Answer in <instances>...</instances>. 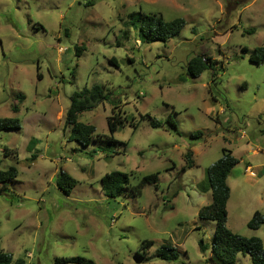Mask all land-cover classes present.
<instances>
[{
  "label": "rangeland",
  "instance_id": "374dc122",
  "mask_svg": "<svg viewBox=\"0 0 264 264\" xmlns=\"http://www.w3.org/2000/svg\"><path fill=\"white\" fill-rule=\"evenodd\" d=\"M153 13L185 25L166 42L143 39L140 18ZM259 47L264 0H0V119H18L0 130V170L17 169L0 186V250L20 264H213L198 241L211 244L215 223L198 211L211 202L205 170L222 148L238 160L226 226L264 247V223L247 226L255 211L264 216V60L249 59ZM195 55L211 64L192 78ZM94 84L107 98L77 121L105 136L118 115L123 146H82L65 125L73 94ZM60 169L77 180L69 195ZM114 170L129 185L107 198L100 177ZM156 172L157 186L137 187ZM143 240L153 241L145 254ZM164 244L175 261L156 256ZM235 264L252 263L238 254Z\"/></svg>",
  "mask_w": 264,
  "mask_h": 264
},
{
  "label": "trees",
  "instance_id": "16d2710c",
  "mask_svg": "<svg viewBox=\"0 0 264 264\" xmlns=\"http://www.w3.org/2000/svg\"><path fill=\"white\" fill-rule=\"evenodd\" d=\"M134 13L130 14L133 18ZM142 25L140 27L139 35L146 40H158L166 42L171 37L177 35L185 25L183 18H174L172 20H164L160 14H145L141 18ZM245 50V49H244ZM250 61L260 63L264 60V47L256 48L249 56ZM211 64L210 57L202 55L192 56L187 61V74L195 78L201 74ZM108 93H105V87L102 84H94L90 88H84L79 92H75L71 97L70 107L66 113L65 125L70 126L71 134L75 140L82 146H88L90 143L100 141L101 144L105 141L102 149H106L111 144L123 146L124 143L118 141L114 137V132L117 125L122 123L120 117L112 114L106 118L108 135H96L95 127L92 124L77 121V117L83 111L92 109L102 100L107 98ZM143 118H148L152 127H160L161 121L152 119L149 115H144ZM17 118H3L0 119V130L11 129L13 126L18 128ZM174 127V125H172ZM264 132V130H263ZM96 138H101L96 140ZM109 150V149H108ZM107 152V150H106ZM113 153L116 151L113 150ZM191 151L188 150L185 154V161L188 167L192 166ZM238 160L233 156L231 150L222 148L221 156L215 160L205 170L206 178L211 189V202L202 206L198 211L200 219L214 221V235L211 244H207L200 238L198 241L199 249L204 252L210 250V261L213 264H235L237 255H248L252 264H264V247L262 241L257 236L244 237L232 232L226 226L227 209L226 204L230 194V188L227 184V177L229 176L233 167ZM17 176V169L10 166L6 170H0V186L6 187V183L14 180ZM158 173H151L144 175L137 187L140 189L145 184H152L157 186ZM56 184L60 190L66 195H69L71 189L77 184V180L69 173L60 169ZM129 185V177L126 172L111 171L105 173L100 177V187L104 196L107 198H115L121 195ZM264 223V216L255 211L251 219L247 222V226L251 229H258ZM152 240H143L140 248L146 253L152 245ZM156 256L162 260L171 262L178 258V252L171 245H162L156 250ZM17 262V261H16ZM13 261V256L9 252L0 250V264H20ZM55 262L58 264L74 263V264H95L90 259L82 257H68L56 258Z\"/></svg>",
  "mask_w": 264,
  "mask_h": 264
}]
</instances>
